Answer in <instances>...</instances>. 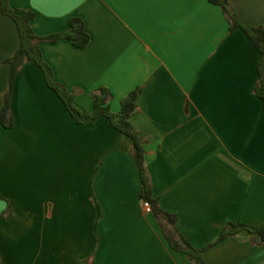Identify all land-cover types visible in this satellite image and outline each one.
<instances>
[{
	"label": "crops",
	"instance_id": "obj_1",
	"mask_svg": "<svg viewBox=\"0 0 264 264\" xmlns=\"http://www.w3.org/2000/svg\"><path fill=\"white\" fill-rule=\"evenodd\" d=\"M239 22L264 27V0H227ZM33 31L90 36L41 43L74 105L92 113L106 87L113 113L137 90L129 121L145 151L151 196L194 248L229 223L264 226V108L253 90L258 52L208 0H9ZM0 13V109L18 48ZM13 125L0 128V264H193L143 209L133 142L99 118L79 124L25 63L12 83ZM206 264H264V240L242 231Z\"/></svg>",
	"mask_w": 264,
	"mask_h": 264
},
{
	"label": "trees",
	"instance_id": "obj_2",
	"mask_svg": "<svg viewBox=\"0 0 264 264\" xmlns=\"http://www.w3.org/2000/svg\"><path fill=\"white\" fill-rule=\"evenodd\" d=\"M208 2L218 6L229 24V29L241 30L258 52L256 67L257 82L253 92L261 101L262 108H264V27H249L241 24L232 13L227 0H208ZM0 13L14 22L19 42L18 48L12 58L6 61L9 65V88L0 109V128H10L13 125L10 103L12 83L16 74L25 63H34L41 70L48 88L61 100L68 114L77 123L87 124L99 118H104L108 120L115 130L133 142L136 152L135 163L141 183V197L150 204L151 213L172 250L185 254L193 264H206L204 254L212 246L242 231L257 234L261 240H264V226L256 229L242 223H229L209 245L202 248L192 247L178 232L176 228V217L164 211L159 206L157 199L151 196L150 179L145 163V151L129 121L136 109L138 91L135 90L126 95L121 101L119 111L113 113L108 106L111 93L108 88L100 87L92 93V113L85 114L74 105L73 96L61 84L54 80L51 68L42 59V54L39 49L41 43L54 44L60 40H65L69 41L76 48L81 49L86 47L90 41V36L84 27L83 21L78 17H74L70 20L67 30L46 36H39L31 27V22L34 19L32 12L12 8L9 0H0ZM0 198H2L1 195Z\"/></svg>",
	"mask_w": 264,
	"mask_h": 264
},
{
	"label": "built area",
	"instance_id": "obj_3",
	"mask_svg": "<svg viewBox=\"0 0 264 264\" xmlns=\"http://www.w3.org/2000/svg\"><path fill=\"white\" fill-rule=\"evenodd\" d=\"M142 206H143V209L146 213H150L151 212V207H150V204L146 201H143L142 202Z\"/></svg>",
	"mask_w": 264,
	"mask_h": 264
}]
</instances>
